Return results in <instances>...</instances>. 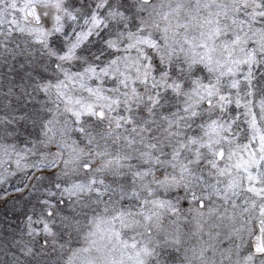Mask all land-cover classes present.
Here are the masks:
<instances>
[{
  "label": "snow or ice",
  "instance_id": "obj_1",
  "mask_svg": "<svg viewBox=\"0 0 264 264\" xmlns=\"http://www.w3.org/2000/svg\"><path fill=\"white\" fill-rule=\"evenodd\" d=\"M0 264H264V0H0Z\"/></svg>",
  "mask_w": 264,
  "mask_h": 264
}]
</instances>
